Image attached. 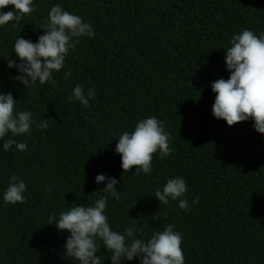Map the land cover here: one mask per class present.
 Here are the masks:
<instances>
[{"label":"trees","instance_id":"obj_1","mask_svg":"<svg viewBox=\"0 0 264 264\" xmlns=\"http://www.w3.org/2000/svg\"><path fill=\"white\" fill-rule=\"evenodd\" d=\"M56 4L95 34L69 49L52 81L80 85L86 94L94 89L95 96L88 107L68 100L29 104L31 133L0 140V264H78L65 255L70 233L48 224L49 217L104 196L113 231L131 226L147 242L173 224L182 234L184 264H264V134L254 120L229 126L212 113V84L231 74L225 61L231 39L244 29L264 32V0H33L30 16L0 29V94L46 93L42 85L33 91L15 80L21 73L8 59L20 62L14 53L20 36L38 42ZM152 116L170 134L172 153H155L148 174H135V167L124 173L118 138ZM44 120L48 127L41 130ZM9 138L27 150H4ZM99 174L119 181V200L102 190L107 181L96 183ZM13 175L27 186L24 203L4 202ZM177 176L186 181L180 199L190 211L178 200L164 205L155 198ZM98 245L101 264H112Z\"/></svg>","mask_w":264,"mask_h":264},{"label":"clouds","instance_id":"obj_2","mask_svg":"<svg viewBox=\"0 0 264 264\" xmlns=\"http://www.w3.org/2000/svg\"><path fill=\"white\" fill-rule=\"evenodd\" d=\"M12 5L14 11H0V29L13 23L18 24L25 16L34 11L33 0H0V10ZM43 35L38 42L21 36L15 41L14 53L19 63L8 59V67H16L21 75L14 79L22 82L26 89L33 90L42 85L46 92L38 97L24 99L19 94H0V140L11 133V137L30 134L34 112L27 107L33 103L54 105L59 102L77 101L84 107L95 96V90L86 94L82 86L67 88L61 81L53 82L54 71L59 72L65 63L69 49H74L82 37L94 36L91 24L86 23L78 15L63 9L59 4L51 7L46 22L41 26ZM226 66L231 73L229 79L223 78L213 82L212 91L216 93L212 113L217 119H222L229 126L254 120V128L264 134V32L259 35L249 29L242 30L231 39V47L226 51ZM67 73L65 78H69ZM19 112H17V111ZM41 130L48 127L47 120L37 125ZM116 145V153L121 156L124 173L148 174L152 171L153 155L159 152L160 158L172 153L169 147L170 134L163 127V122L155 116L140 120L134 131H125ZM15 145L20 152L27 150V144L17 142L13 138L3 143L4 150H10ZM96 183L107 181L102 189L110 193L116 200L120 199L117 191L119 181L104 174L96 176ZM11 183L4 193V202L8 204L24 203L26 184L18 176L11 177ZM188 191L186 181L177 176L167 180L162 190L155 192V198L161 204L179 201V208L190 211L188 201L180 199ZM51 190H48L50 194ZM107 196L95 201L94 206H73L59 214V218L50 216L48 224L55 223L61 232L67 231L65 255L78 264H101L97 255L98 240L111 254L112 264H121L127 259L139 258L140 264H184L182 251V234L174 231V225L169 223L162 231L155 232L145 242L136 238V231L128 227L123 234L113 231L104 214ZM199 198L192 201L197 204ZM158 213V212H157ZM153 220H159L158 214ZM130 241V243H129Z\"/></svg>","mask_w":264,"mask_h":264}]
</instances>
